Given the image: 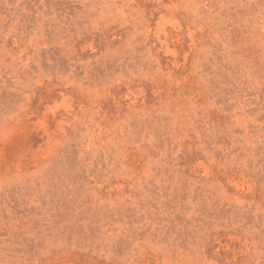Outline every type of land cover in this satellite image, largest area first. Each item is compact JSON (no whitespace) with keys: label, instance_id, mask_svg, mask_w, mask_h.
<instances>
[{"label":"rangeland","instance_id":"374dc122","mask_svg":"<svg viewBox=\"0 0 264 264\" xmlns=\"http://www.w3.org/2000/svg\"><path fill=\"white\" fill-rule=\"evenodd\" d=\"M0 264H264V0H0Z\"/></svg>","mask_w":264,"mask_h":264}]
</instances>
